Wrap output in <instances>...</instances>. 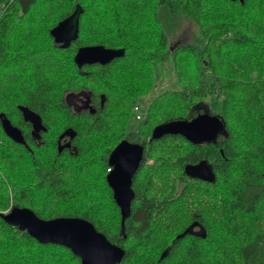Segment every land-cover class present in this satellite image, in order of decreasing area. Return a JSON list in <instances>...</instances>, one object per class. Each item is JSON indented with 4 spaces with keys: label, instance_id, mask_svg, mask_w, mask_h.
I'll use <instances>...</instances> for the list:
<instances>
[{
    "label": "trees",
    "instance_id": "16d2710c",
    "mask_svg": "<svg viewBox=\"0 0 264 264\" xmlns=\"http://www.w3.org/2000/svg\"><path fill=\"white\" fill-rule=\"evenodd\" d=\"M77 5L79 37L63 48L50 31ZM184 21L195 40L172 43ZM93 45L125 52L79 68L78 48ZM0 114L27 145L0 118V213L83 218L125 250L120 264H264V0H0ZM200 114L223 122L212 141L152 139ZM130 133L145 154L122 222L106 178ZM0 264L82 263L0 217Z\"/></svg>",
    "mask_w": 264,
    "mask_h": 264
},
{
    "label": "water",
    "instance_id": "95a60500",
    "mask_svg": "<svg viewBox=\"0 0 264 264\" xmlns=\"http://www.w3.org/2000/svg\"><path fill=\"white\" fill-rule=\"evenodd\" d=\"M82 12L81 6L77 5L72 14L51 29L50 34L56 44L68 48L78 39ZM124 52V49L107 48L104 45L82 46L78 48L74 61L79 68L97 63L105 65L122 57ZM19 109L24 120L33 124L34 132L45 130L39 115L25 106H19ZM91 109L94 113L95 108ZM0 118L5 133L15 142L26 145L22 131L3 114H0ZM222 130L223 122L219 117L200 114L191 121H180L155 131L152 139L165 135H182L199 143L212 141ZM144 154V146L124 140L114 148L109 158L111 170L106 179L120 208L122 222L130 215L134 199L133 177L141 166ZM0 217L6 223L27 231L41 243L58 244L70 249L82 264H120L125 257L122 247L113 244L91 222L83 218L57 217L45 220L30 208H13L9 212L0 213ZM166 255L163 252L161 258Z\"/></svg>",
    "mask_w": 264,
    "mask_h": 264
},
{
    "label": "rangeland",
    "instance_id": "374dc122",
    "mask_svg": "<svg viewBox=\"0 0 264 264\" xmlns=\"http://www.w3.org/2000/svg\"><path fill=\"white\" fill-rule=\"evenodd\" d=\"M195 30H194V26L192 23L188 22V21H184L180 28L178 29L177 33L175 34V37L173 38L172 40V43H179V44H184V43H189V42H192L195 40ZM170 78L171 77V74H169ZM173 80V78H172ZM171 83H174V82H171ZM171 85L170 87L173 88L175 87L174 84H169ZM153 93L146 96L142 103H141V110L142 111H146V108L148 107L149 105V102L151 101L152 97H153ZM78 101L81 100V98L79 96H76V98H74ZM136 120V118H135ZM138 121V120H136ZM134 128V127H133ZM135 130V129H134ZM134 135H132V133L129 134V141L132 143V142H135L136 139L135 137H133Z\"/></svg>",
    "mask_w": 264,
    "mask_h": 264
},
{
    "label": "flooded vegetation",
    "instance_id": "af4514ba",
    "mask_svg": "<svg viewBox=\"0 0 264 264\" xmlns=\"http://www.w3.org/2000/svg\"><path fill=\"white\" fill-rule=\"evenodd\" d=\"M80 106L88 108L90 106V104H84V105L81 104ZM28 123H30V122H28ZM30 125L32 127V132H34L33 131V124L30 123ZM39 132L40 131L34 132V133H39ZM68 144H69L68 140L67 139H63V141H61L59 145H60V147H62V145H68ZM134 198H135V196H134ZM188 206L190 207L191 210L194 209V205L192 203L189 204ZM189 232L193 233V234H196V235H202L203 232H204V227L199 222H197L196 220H192L191 225L189 227Z\"/></svg>",
    "mask_w": 264,
    "mask_h": 264
},
{
    "label": "built area",
    "instance_id": "2783aa9c",
    "mask_svg": "<svg viewBox=\"0 0 264 264\" xmlns=\"http://www.w3.org/2000/svg\"><path fill=\"white\" fill-rule=\"evenodd\" d=\"M133 114H134V117L136 118V120L140 121L144 118H146L147 114H146V111H142L141 110V106L140 105H136L134 106L133 108ZM110 171V169H109Z\"/></svg>",
    "mask_w": 264,
    "mask_h": 264
}]
</instances>
